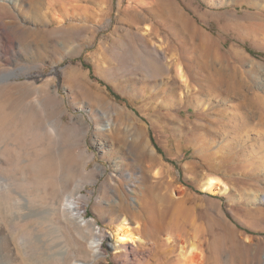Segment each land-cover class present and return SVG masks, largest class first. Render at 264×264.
<instances>
[{"label":"rangeland","instance_id":"obj_1","mask_svg":"<svg viewBox=\"0 0 264 264\" xmlns=\"http://www.w3.org/2000/svg\"><path fill=\"white\" fill-rule=\"evenodd\" d=\"M263 104L264 0H0V264H264Z\"/></svg>","mask_w":264,"mask_h":264},{"label":"bare ground","instance_id":"obj_2","mask_svg":"<svg viewBox=\"0 0 264 264\" xmlns=\"http://www.w3.org/2000/svg\"><path fill=\"white\" fill-rule=\"evenodd\" d=\"M179 74H180V77L182 78V80L186 81L187 82V78H186V75H185V72L182 70V68H179ZM252 102V99L249 98L245 104L246 105H250ZM241 105H244V103H242ZM262 115L264 116V104L262 106ZM223 183L221 182L220 179L216 178V177H209L207 179V182H206V188L207 190L209 189L210 191L214 192V191H217V190H221ZM69 209L70 211H74L75 210V205L71 202L70 205H69ZM82 216V215H81ZM123 224H127V220L124 219L123 220ZM123 226L121 227L118 231H119V236L117 238V241L119 242L120 245L122 246H125V244L129 241V240H133L135 241L136 238L135 236H133L129 230H128V227L127 226ZM163 226V225H162ZM117 231V232H118ZM100 239L97 238L95 239L92 244H91V248H93V250L95 252L99 251L100 249ZM168 243L171 245V246H175V245H179L178 241L176 239H174L173 237H168ZM181 249H180V255H181V258L183 260V264H203V259H202V256L198 257L196 256L197 254V248L195 245H192L190 248H188L187 250H185L183 248V246H181ZM160 259H156L154 264H162L160 263L159 261ZM81 262V261H80ZM2 263V262H1ZM3 264V263H2ZM80 264H86V263H80ZM150 264V263H148Z\"/></svg>","mask_w":264,"mask_h":264},{"label":"trees","instance_id":"obj_3","mask_svg":"<svg viewBox=\"0 0 264 264\" xmlns=\"http://www.w3.org/2000/svg\"><path fill=\"white\" fill-rule=\"evenodd\" d=\"M89 68H91L89 65H87ZM109 90L113 93V95L115 97H117L118 99L122 100V101H127L126 98H123L120 94H118L117 92H115V90L111 87L108 86ZM152 141L154 142V144L156 145L158 151H161V148L155 143L154 137L152 136Z\"/></svg>","mask_w":264,"mask_h":264}]
</instances>
